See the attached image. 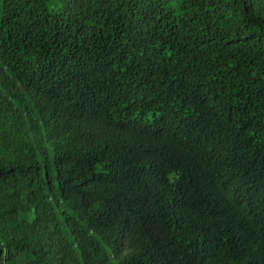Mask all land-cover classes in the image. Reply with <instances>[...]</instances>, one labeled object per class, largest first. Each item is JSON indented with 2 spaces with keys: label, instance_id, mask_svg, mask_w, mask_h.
<instances>
[{
  "label": "trees",
  "instance_id": "16d2710c",
  "mask_svg": "<svg viewBox=\"0 0 264 264\" xmlns=\"http://www.w3.org/2000/svg\"><path fill=\"white\" fill-rule=\"evenodd\" d=\"M0 264H264V0H0Z\"/></svg>",
  "mask_w": 264,
  "mask_h": 264
},
{
  "label": "rangeland",
  "instance_id": "374dc122",
  "mask_svg": "<svg viewBox=\"0 0 264 264\" xmlns=\"http://www.w3.org/2000/svg\"><path fill=\"white\" fill-rule=\"evenodd\" d=\"M227 72L230 76H236L239 74V69L237 65L234 64V62H229L227 65Z\"/></svg>",
  "mask_w": 264,
  "mask_h": 264
}]
</instances>
